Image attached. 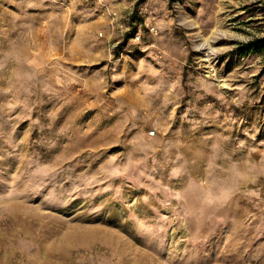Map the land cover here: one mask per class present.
<instances>
[{
	"label": "rangeland",
	"instance_id": "1",
	"mask_svg": "<svg viewBox=\"0 0 264 264\" xmlns=\"http://www.w3.org/2000/svg\"><path fill=\"white\" fill-rule=\"evenodd\" d=\"M261 39L264 0H0V264H264Z\"/></svg>",
	"mask_w": 264,
	"mask_h": 264
},
{
	"label": "built area",
	"instance_id": "2",
	"mask_svg": "<svg viewBox=\"0 0 264 264\" xmlns=\"http://www.w3.org/2000/svg\"><path fill=\"white\" fill-rule=\"evenodd\" d=\"M148 31L150 32V33H153V32H155V28L154 27H148ZM140 39H141V33H135V35H134V37H133V40L135 41V42H138V41H140Z\"/></svg>",
	"mask_w": 264,
	"mask_h": 264
},
{
	"label": "trees",
	"instance_id": "3",
	"mask_svg": "<svg viewBox=\"0 0 264 264\" xmlns=\"http://www.w3.org/2000/svg\"><path fill=\"white\" fill-rule=\"evenodd\" d=\"M142 36V35H141ZM256 44V46H264V39H261V40H257L254 42Z\"/></svg>",
	"mask_w": 264,
	"mask_h": 264
}]
</instances>
